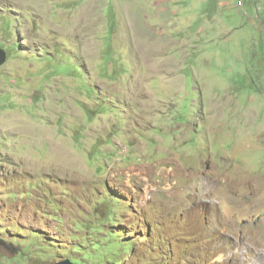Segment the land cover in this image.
<instances>
[{"label": "rangeland", "instance_id": "1", "mask_svg": "<svg viewBox=\"0 0 264 264\" xmlns=\"http://www.w3.org/2000/svg\"><path fill=\"white\" fill-rule=\"evenodd\" d=\"M0 51V264L264 241V0H0Z\"/></svg>", "mask_w": 264, "mask_h": 264}, {"label": "bare ground", "instance_id": "2", "mask_svg": "<svg viewBox=\"0 0 264 264\" xmlns=\"http://www.w3.org/2000/svg\"><path fill=\"white\" fill-rule=\"evenodd\" d=\"M242 237V236H241ZM244 237V236H243ZM240 239L235 238L231 244L230 252L232 255L239 257L242 264H264V241L259 239L255 246V252L253 255H247L245 250L246 245L252 241V238ZM129 246V245H128Z\"/></svg>", "mask_w": 264, "mask_h": 264}, {"label": "water", "instance_id": "3", "mask_svg": "<svg viewBox=\"0 0 264 264\" xmlns=\"http://www.w3.org/2000/svg\"><path fill=\"white\" fill-rule=\"evenodd\" d=\"M5 61V55L3 52L0 51V64H2ZM55 264H70L69 262H60V263H55Z\"/></svg>", "mask_w": 264, "mask_h": 264}, {"label": "trees", "instance_id": "4", "mask_svg": "<svg viewBox=\"0 0 264 264\" xmlns=\"http://www.w3.org/2000/svg\"><path fill=\"white\" fill-rule=\"evenodd\" d=\"M125 247H127V246H125ZM132 247H134V245L132 244ZM128 248V247H127Z\"/></svg>", "mask_w": 264, "mask_h": 264}]
</instances>
